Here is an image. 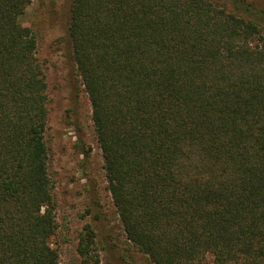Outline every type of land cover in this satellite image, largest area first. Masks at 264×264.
<instances>
[{
	"label": "trees",
	"instance_id": "1",
	"mask_svg": "<svg viewBox=\"0 0 264 264\" xmlns=\"http://www.w3.org/2000/svg\"><path fill=\"white\" fill-rule=\"evenodd\" d=\"M34 1L0 0V264H62ZM67 33L127 238L154 264H264V3L71 0Z\"/></svg>",
	"mask_w": 264,
	"mask_h": 264
},
{
	"label": "rangeland",
	"instance_id": "2",
	"mask_svg": "<svg viewBox=\"0 0 264 264\" xmlns=\"http://www.w3.org/2000/svg\"><path fill=\"white\" fill-rule=\"evenodd\" d=\"M70 2L35 0L21 17L23 25L38 29V56L49 81L47 138L58 222L52 241L62 264H154L127 238L107 188L91 102L67 33ZM89 232L93 241L84 256L79 246Z\"/></svg>",
	"mask_w": 264,
	"mask_h": 264
}]
</instances>
